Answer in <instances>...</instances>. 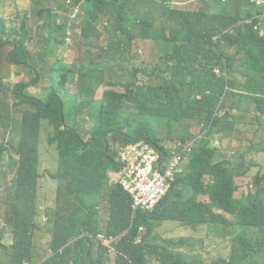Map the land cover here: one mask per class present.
<instances>
[{
	"label": "trees",
	"instance_id": "1",
	"mask_svg": "<svg viewBox=\"0 0 264 264\" xmlns=\"http://www.w3.org/2000/svg\"><path fill=\"white\" fill-rule=\"evenodd\" d=\"M229 1L246 6L241 0ZM85 2L82 25L90 33L85 38L106 32L103 23L98 27V11H103L110 20L104 22L109 24V42L100 64L80 65L85 74L79 80L87 79L84 68H88L93 81L88 86L78 82L75 93L67 87L74 80V65H64L57 58L63 35L55 40L49 30L45 49L32 53L28 20L8 18L0 7V164L7 152L19 155L18 164L8 169L18 167V178L5 197L11 245H2L4 232L0 230V249L10 258L7 264H23L24 260L32 264H226L225 257L208 260L203 253L175 250L177 244L192 242L164 238L156 229L168 221L194 229L206 227L213 236L230 238V264H264V173L259 170L254 177L255 190L237 197L236 165L250 148L227 156L214 145L217 137L227 135L226 128L220 127L227 117L256 136L260 129L248 121L249 113L258 112L255 120L264 125V37L254 29L258 18L245 23L243 19L252 17L250 12L243 17L237 10L227 11L220 0H197L186 9L171 8L169 0ZM151 6L162 8L153 12ZM50 16L44 23L55 22ZM232 22L237 24L232 26ZM234 28V34H246L242 63L249 75H244L243 82L234 77L235 61L228 51ZM152 32L158 33L162 64L127 69L124 63L130 62L134 52L130 41L135 33L146 36ZM90 45L99 49L94 41ZM6 48H10L7 60L3 59ZM7 61L30 69L31 79L24 76L21 79L28 81L5 82L3 63ZM216 66L221 75L219 69L214 71ZM44 80L50 85L44 98L26 92L30 84ZM100 83L105 87L102 96L91 98L88 91ZM78 89L89 98L77 100ZM18 107L23 110L16 121L10 109ZM14 122H19L15 128ZM197 126L206 133L198 140L193 131ZM9 131L11 139L2 141V134L10 135ZM16 134L19 139L14 142ZM139 140L157 148L163 165L171 155L167 145L196 140L186 171L154 211H134L131 194L110 175L121 167L117 143L129 146ZM42 147L48 149L46 153ZM52 150L58 155L56 170L42 173L44 158L49 162L55 158ZM45 178L49 179L42 186ZM51 178L57 183L54 212L45 211L51 219L43 222L37 196L40 186L45 189ZM200 193L208 195L210 202L198 201ZM44 198L52 206V200ZM104 199L108 206L100 209ZM142 226L146 233L136 243ZM35 231L51 235L44 257L36 247ZM100 234L114 240L105 244Z\"/></svg>",
	"mask_w": 264,
	"mask_h": 264
},
{
	"label": "rangeland",
	"instance_id": "2",
	"mask_svg": "<svg viewBox=\"0 0 264 264\" xmlns=\"http://www.w3.org/2000/svg\"><path fill=\"white\" fill-rule=\"evenodd\" d=\"M211 2V0H209ZM223 3H226V9L227 11H238L241 16H245L247 12L251 13V16L256 15V11L252 10L249 11L246 6H242L240 4H237L235 2L231 1H224L220 0ZM15 0H0V7H15L14 6ZM33 0H26L25 5L27 7H31L34 5ZM195 0H172V4L178 6V7H171V8H186L189 5L194 4ZM48 5L56 6L55 2H50ZM66 6L70 9L69 5L66 3ZM86 4L83 3L80 5L81 11H80V25L79 27L82 28V34L79 33V29L75 26L73 22H66L64 21V16H60L59 21H55L53 23H44V22H29L26 21V27L31 30V34L29 36L28 40V47L29 50L32 53H36L37 51L43 50L46 47V38L49 35V30L53 33V38L56 40V37L58 35H63V39L60 38V41L62 40V43L57 44V58L62 61V64L64 65H74L73 70L75 71L74 74V80L70 81L67 85L69 91L71 93H75L77 91L78 82H84L89 85L90 82L93 80L91 79V74L88 73V68H84V71L88 74L87 79L84 81L79 80L84 76V72L80 70V65L83 63L93 62L95 64H100L103 60L106 58L105 54V46L106 42L104 38L99 39V35L95 37L94 35H90L89 39L85 38L86 35H89L88 32L89 29H84L82 25V21L84 18L85 13L87 12L85 7ZM162 7H153L151 6V11H160ZM112 9V8H111ZM219 10L222 9L221 7L218 8ZM130 13V12H129ZM4 16L8 18L17 17L12 13V10H10L8 13L4 12ZM129 15V14H128ZM248 17V16H245ZM23 19V18H22ZM21 19V20H22ZM105 21H110L108 18H106V15L103 11H98V27L103 23V25L106 27L105 31L107 33L110 32L109 30V24H104ZM234 22L230 23V25ZM43 28H46L47 31H44ZM67 30L69 35H66V33H61L62 31ZM236 28L230 32V34H234ZM73 34V36H70V34ZM136 35L141 36L142 39L138 41L137 44L134 46V52L131 53V60L129 63L125 62L124 65L127 69H132L135 66L137 67H144L146 65H150L154 62H156L159 58L158 51L161 49V44L157 40L158 33H153L150 35H141L138 33H135ZM65 37V38H64ZM246 34L241 32H236L230 40V49L232 50L233 54V61L234 66V77H239L242 82L245 80V74H248V68L243 65L244 63V52L243 54V42L245 41ZM97 43L99 46L98 48H94L95 46L90 45L91 43ZM109 45V44H108ZM140 49H143V52L140 51ZM10 48H6L4 52V58L7 60V54L9 52ZM253 54H256V52H253ZM56 59L51 58V61H55ZM3 68L5 72L3 73V79L5 82L9 84H13L22 80L28 81V79H31V70L28 71L24 68L13 66L8 61L3 63ZM219 69L220 73H217L216 70ZM214 71L217 74H222L221 68L216 66ZM224 77L229 78L227 74ZM249 75V74H248ZM26 76L28 79H21L22 77ZM29 88L26 89V92L29 95H34L40 98H44L48 94V89L50 88L49 81L44 80L40 82L39 84H30L28 86ZM104 86L102 83L95 84V88H91L88 91V94L91 98L99 99L102 96V92L104 90ZM116 90H123L122 86H116L114 87ZM77 100H80L82 98H89L86 91L83 93H80L78 89L77 94ZM10 106H12V101L9 102ZM223 103L221 101L219 104ZM22 107H18L17 110L11 108V118H13L16 121H19L22 114ZM260 114L258 112H250L248 115V121L253 122L256 126V128L260 129L259 136H256L254 132L250 131H244L240 129L237 126L236 120L231 117L225 118L221 123V128H226L227 135L224 136V140L221 145H218L217 147H221L222 150L220 151L221 154H225L227 156H235L238 151L244 152L243 150L246 148H250L248 151L244 152V157L240 158L238 160V163L236 165V173L234 174L233 180L234 184L239 185V189H237L236 196L240 197L243 194L248 193L250 190H255L256 187L254 185V177L258 173L259 170H262L264 173V125L262 126L258 122H256L255 118L259 117ZM83 120V119H82ZM19 125V122H14L12 127L15 128ZM201 127L197 126L193 128V131L199 135L200 137L206 135L205 131L201 132ZM9 134H2L1 140L4 142H7L9 139H11L12 131H9ZM19 139V135H15V141L17 142ZM117 148H120L122 145L118 142ZM48 149L45 147L41 148V151L43 153H46ZM55 153V158L53 162H49L46 157L43 160V166L41 168L42 173H44L47 170H56L57 166V152L55 150H52L50 154ZM49 155V154H48ZM19 155L15 152H7L3 156V161L0 164V230L4 232V236L2 237V245L8 246L12 244V234L10 230H12V226L7 223L8 226H6L5 221V215L7 211V201L5 200L6 197V190L13 186V183L18 178V167H14L12 171H9V167L13 166L14 164H18ZM257 165V167L255 166ZM49 167V168H48ZM245 171H249L247 174H244ZM111 177L115 180H118V177L116 174L110 173ZM49 178L42 179V186ZM56 190H57V183L54 179H50V182L47 184L45 189L40 186V189L38 191L37 198L39 199V204L43 205L42 212L43 215L40 217V219L43 222H49L50 217H47L44 215V212H48L49 214H52L54 210L52 207H54L53 204V196H56ZM45 191V192H44ZM44 196H46L49 200H52V206L47 205V202L43 204ZM198 201L200 202H210L209 196L200 193L198 195ZM104 206H108L107 200H103V206L100 207L102 209ZM108 214H105V217H107ZM168 224H165L162 228H157L156 230L164 237V238H188V241L192 242V244H177L175 246V250H181L186 253L195 255L198 253H203V255L206 257V259L211 260L213 258L217 257H225L226 264H230V251H231V240L230 238L226 237H217L213 236V231L210 229H207L206 227H198V229L194 228H188L186 226H181L177 222L168 221ZM172 222V223H171ZM145 233V229L142 231V234ZM51 242V236L49 234L43 233L41 231H35V244L36 247L41 254L42 257L46 256L48 254L49 245ZM8 256L4 255L3 252L0 249V261L3 262V264L8 263Z\"/></svg>",
	"mask_w": 264,
	"mask_h": 264
},
{
	"label": "built area",
	"instance_id": "3",
	"mask_svg": "<svg viewBox=\"0 0 264 264\" xmlns=\"http://www.w3.org/2000/svg\"><path fill=\"white\" fill-rule=\"evenodd\" d=\"M77 13H73L76 17ZM215 145H220L221 140H215ZM194 141L191 143L177 142L169 146L171 155L163 165L160 153L147 141L140 140L129 146H122L119 149L118 162L121 167L116 174L115 180L128 191L133 199L132 208L134 211H153L161 199L170 190L178 177L185 171V163L193 150ZM113 179V178H112ZM143 227L136 242L142 241ZM105 244L114 240L107 239L104 235L98 236ZM23 264H31L24 260Z\"/></svg>",
	"mask_w": 264,
	"mask_h": 264
},
{
	"label": "clouds",
	"instance_id": "4",
	"mask_svg": "<svg viewBox=\"0 0 264 264\" xmlns=\"http://www.w3.org/2000/svg\"><path fill=\"white\" fill-rule=\"evenodd\" d=\"M33 1H34L33 2L34 5H32L31 7H27L25 5L26 0H15L14 6L15 7H18L17 10L15 11V7H4L5 8V12L8 13L10 10H12V13L17 16V17H13L14 19H17V20L21 21V18H23L25 20L27 19L29 22H45V20L47 19L48 15H51L50 16V20L59 21L60 20V16L63 15L64 16V19L63 20L66 21V22H73L75 24V26L77 27V29H79V33L82 34V28L79 27V25H80V19H81L79 14H80V11H81L80 5L83 4V3L87 4L85 2V0H81L79 2H77L76 0H33ZM169 1H170L171 5L173 6L171 0H169ZM195 1L197 2V0H195ZM224 1H229V0H224ZM233 1H238V0H233ZM241 1H243L246 4V7L248 8V10H250V11H252V10H254V11L259 10L260 11L255 16H252L251 18H245L243 20L245 21V23H253V19L254 18H258L257 22L254 24V29L259 32V35L260 36L264 37V0H241ZM50 2H55L56 3V6L48 5V3H50ZM196 2H195V4H196ZM66 3L69 5L70 9L66 6ZM19 7H22V9L20 10ZM181 9H186V8H181ZM73 13H77L76 17H73L72 16ZM73 34L74 33L70 34V36H73ZM67 35H69V33L66 30L65 37ZM138 39H142V38H141V36L136 35V37L133 38L130 41V46L132 47L133 50H134L135 44L138 43L137 42ZM140 51L143 52V49L142 50L140 49ZM159 51H160V49H159ZM228 51L230 53H232V50L231 49H229ZM161 55L162 54L160 52L159 53L160 58H159V60L156 61L155 65H161L162 64ZM199 137L200 136L198 135L197 140L199 139ZM217 139H220L221 140V144H222V142L224 140L223 139V135L221 134L215 140H217ZM144 141H146V140H144ZM193 141H194V145H195L196 140H193ZM193 141H191V142H193ZM175 143H177V142H175ZM175 143H173V144H175ZM150 144H152V143H150ZM173 144H171V145H173ZM171 145H167V148L169 150H170L169 146H171ZM214 145H215V143H214ZM122 146H125V145H122ZM215 146H218V145H215ZM119 149H118V152H119ZM156 150H157V148H156ZM170 153H171V151H170ZM160 156H161V154H160ZM118 157H119V154H118ZM189 158H190V156H189ZM117 161H118V158H117ZM187 162L185 163V171H186V164H187ZM111 173H114V172H111ZM143 228L145 229V233H146V228L145 227H143ZM145 233L142 234V240H143V237H144ZM139 234H140V229H139ZM31 264H32V262H31Z\"/></svg>",
	"mask_w": 264,
	"mask_h": 264
},
{
	"label": "crops",
	"instance_id": "5",
	"mask_svg": "<svg viewBox=\"0 0 264 264\" xmlns=\"http://www.w3.org/2000/svg\"><path fill=\"white\" fill-rule=\"evenodd\" d=\"M171 2H172V0H171ZM194 4H195V3H194ZM194 4H192V5H194ZM192 5H189V6H187L186 8H188V7L192 6ZM86 6H87V4H86ZM86 6H85V7H86ZM173 6H174V7H178V6L174 5V4H173ZM17 8H18V7H15V11L17 10ZM19 9L21 10L22 7H19ZM100 38H104L106 44H107L108 41H109V36H108V33H107V32H103V34L100 35L99 39H100ZM139 40H140V39H138L137 42H138ZM46 202H47V201H46V199L44 198L43 204L46 203ZM41 208H43V205H41ZM49 235H50V234H49ZM50 236H51V235H50ZM7 260H8V262H9V261H10V258H8ZM41 261H42V260H41ZM41 261H40V262H41ZM40 262H39V263H40Z\"/></svg>",
	"mask_w": 264,
	"mask_h": 264
}]
</instances>
